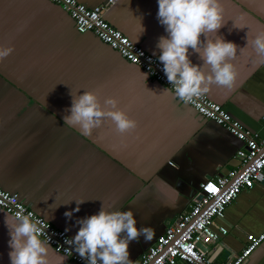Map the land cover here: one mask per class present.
I'll use <instances>...</instances> for the list:
<instances>
[{
    "label": "crops",
    "instance_id": "0c3cea01",
    "mask_svg": "<svg viewBox=\"0 0 264 264\" xmlns=\"http://www.w3.org/2000/svg\"><path fill=\"white\" fill-rule=\"evenodd\" d=\"M79 1L104 5L109 22L159 56L158 39L167 33L157 19L158 0H118L110 6L108 0ZM221 4L225 25L217 35L238 45L232 61L238 76L233 90L213 86L206 95L246 128L264 135V65L254 63L251 48L239 52L247 46L248 32L254 37L264 30V0ZM0 45L13 49L0 63V185L72 238L79 230L76 221L97 214L103 201L114 206L111 210L132 209L138 228L155 230L151 241L141 236L130 242V259L138 263L197 198L202 182L240 164L236 153L245 141L172 91L163 93L167 86L94 33H80L59 4L0 0ZM189 51L193 64L203 63ZM85 90L97 92L102 104L116 97L137 128L121 136L105 120L89 136L64 124L70 92L82 95ZM79 200H85L80 211L67 218L65 212ZM8 215L0 207V264H11ZM215 224L228 232L203 251L212 261L228 264L242 251L248 234L264 230V180L243 190ZM48 259L49 264H80L51 245ZM244 264H264V241Z\"/></svg>",
    "mask_w": 264,
    "mask_h": 264
},
{
    "label": "clouds",
    "instance_id": "9594fccd",
    "mask_svg": "<svg viewBox=\"0 0 264 264\" xmlns=\"http://www.w3.org/2000/svg\"><path fill=\"white\" fill-rule=\"evenodd\" d=\"M223 12L221 0H158L157 19L167 35L159 37L156 47L160 50L158 60L163 64L162 71L171 85V89L163 93L172 91L180 100L190 102L208 94L213 86L229 91L235 88L238 72L232 61L237 57L238 45L217 35L225 25ZM234 27L245 28L236 24ZM210 34H216V37L210 38ZM202 35L205 40H201ZM246 39L247 46L239 52L251 48L255 53L254 63L264 65V30L254 37L248 32ZM190 49L199 54L202 64H193ZM12 51L11 47L0 45V63ZM79 91L70 92L72 103L65 109L64 124L77 127L89 136L101 128L105 120H110L114 131L121 136L137 128V121L119 106L116 97H108L102 104L97 92L85 90L80 95ZM84 202L76 201L77 207L64 215L71 219ZM112 208L114 206H106L103 201L97 214L76 221L77 234L65 240L69 245L67 257L75 252L87 264H135L130 259V242L138 241L141 236L145 241H151L155 230L138 228L132 209ZM6 225L10 235L11 264H49V245L41 239L42 229L31 214L17 211L14 216L6 217Z\"/></svg>",
    "mask_w": 264,
    "mask_h": 264
},
{
    "label": "built area",
    "instance_id": "2783aa9c",
    "mask_svg": "<svg viewBox=\"0 0 264 264\" xmlns=\"http://www.w3.org/2000/svg\"><path fill=\"white\" fill-rule=\"evenodd\" d=\"M50 1L59 4L71 16L80 33H94L103 43L117 50L128 62L139 66L150 77L171 89L162 71V62L109 22L104 16V5L89 7L79 0ZM117 1L108 0L107 5H113ZM187 103L204 118L215 121L237 138L245 141L246 146L236 153L241 160L240 164L224 175L211 177L202 182L198 196L190 203L189 208L168 225L166 231L135 264H218L206 257L199 244L206 245L217 240L220 234L226 235L228 229L225 226L216 225L215 220L225 216L227 206L243 190H250L256 182L264 180V135L260 131L246 128L240 121L233 118L225 106L207 95L196 97ZM262 125L264 127V114ZM0 207L12 216L17 211L31 214L32 219L38 222L42 229L41 239L67 257L66 249L69 245L65 243V240L72 237L23 202L18 193L8 191L1 185ZM246 239L247 242L242 251L228 264H244L245 260L264 241V230L258 234L250 233ZM68 258L76 263L87 264V261L75 252Z\"/></svg>",
    "mask_w": 264,
    "mask_h": 264
},
{
    "label": "water",
    "instance_id": "95a60500",
    "mask_svg": "<svg viewBox=\"0 0 264 264\" xmlns=\"http://www.w3.org/2000/svg\"><path fill=\"white\" fill-rule=\"evenodd\" d=\"M199 247L203 250L204 247H205V245L200 243V244H199Z\"/></svg>",
    "mask_w": 264,
    "mask_h": 264
}]
</instances>
